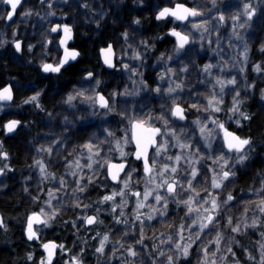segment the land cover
I'll return each mask as SVG.
<instances>
[{"label": "snow or ice", "instance_id": "1", "mask_svg": "<svg viewBox=\"0 0 264 264\" xmlns=\"http://www.w3.org/2000/svg\"><path fill=\"white\" fill-rule=\"evenodd\" d=\"M68 0H65L67 3ZM25 0H0V4L5 6L3 19L6 23L15 22L16 14L19 9L24 7ZM43 5L44 0H40ZM143 4L144 0H140ZM213 8L216 7V0H212ZM49 9L52 4L49 2ZM81 7H88L82 4ZM257 13V7L250 2H243L237 6V10L230 16L233 21V32L237 40H244V37L236 31L237 28L247 29L251 27V21ZM33 12L31 8H26L20 12L21 17H30ZM39 15V13H36ZM47 16H54L55 12L48 11ZM202 15V12L195 6L189 7L185 3L177 2L175 5L168 4L160 7L155 14L157 21H167L172 19L174 24L169 29L168 35L175 38V45L173 53L169 54L168 59H173L174 55H179L185 46L190 44L191 33L184 30H177L180 25L175 22H186L189 18H197ZM245 17L243 22H240L241 17ZM219 21L223 23L226 20V15L220 12L218 15ZM43 19V17H42ZM141 23L138 17H134L131 25H139ZM207 20H201L199 23H192V28L196 30L207 31ZM9 26H11L9 24ZM62 33V34H61ZM54 34V35H53ZM13 37H16V30L13 29ZM125 42L129 38V31L126 29L121 33ZM43 37L42 55L47 56L51 53L50 45H56V62H48L41 60L40 70L45 74H59L68 65L70 61H76L81 55L79 51L70 48L68 42L73 39V26L68 23H55L49 29L41 33ZM57 37L58 42H57ZM6 43L0 40V46ZM41 43V42H38ZM145 48L149 47L147 40L140 42ZM17 53L24 51V41L14 39L12 42ZM36 45L27 44L29 53L33 52ZM63 50V55H60V50ZM100 54L103 59V65L113 71L117 70L119 62L115 57L114 45L109 43L106 47L100 48ZM259 51L264 53V42L260 44ZM249 47L247 42H244L243 51L240 56L246 63L248 60ZM164 53H161V58ZM133 58L140 60L141 53L133 52ZM212 64H205L203 71L211 75ZM123 70H129L130 65L122 64ZM188 66L185 64L180 71L186 72ZM241 73H244L245 68L241 67ZM252 70L256 73H264V63H255L252 65ZM132 73H136V69H131ZM171 73L175 75L172 68H168L165 74ZM163 80L164 76H158ZM86 81H94V85L90 84V89H79L67 95V99L63 101L65 104H71L76 97H84L85 100L91 102L93 107L97 105L104 109L105 113L116 112L115 97L126 96L129 94L138 95L139 92L128 93L113 91L110 97H106L98 89L102 84V80L97 78L94 71L86 70V75L83 77ZM202 82V81H201ZM143 89H148L146 82L141 81ZM218 85L220 94L212 91L205 95L206 104H201L199 101L189 104V109H195L197 112L206 113L207 116L201 119L198 116L192 121L199 132V141L203 142V148L199 146V141H196L193 136H189L188 129L183 127L178 122L186 121L188 109L178 103V96L174 95L178 89H182V83H175V87L170 82L167 89H161L157 86L151 91L159 95L162 91L171 99V106L168 109L172 118H175V126L173 121L165 115V104H161V112L154 116L153 110L143 115H129L126 110H121L117 113L119 115L120 123L123 124L127 120V127L124 128L125 135L121 138L114 139L108 148V153L118 152L120 162H114L110 155L103 153L102 145L109 144L106 138L99 143H93L92 139H88L85 143L79 145L81 152L78 153L75 159L64 158V166L67 175L74 178V187L70 193L71 206L73 209H82L84 215H76L75 219L71 221L72 227L79 232L80 227L89 226L95 227L97 224H103L104 221L100 219V213L105 211L111 215V220L116 225H125V230L121 233L112 244L111 254L107 251V245L111 238V230L104 233L97 232L93 237L94 241H98L95 247V254H97V264H111V260L116 257L117 252H121L123 259L121 264H137V258L140 259V264H191L193 255L197 258V264H227L226 255L230 254L232 264H241L237 257L234 246L241 247L242 251L247 254L249 260L254 261L255 256L237 239L242 232L248 234L250 230L255 231L258 228H264V166L258 170L254 179L259 178V188H250L248 191L252 192L257 197L256 201L251 199L243 201L245 204L244 213L240 217H235L226 213L227 210L237 203V196L234 191L229 188V184H233L237 177L239 168L237 166H247V162L252 155L257 152L254 147V140L251 135L242 136L236 131L230 130L228 122L234 121L237 127L241 126L242 121L251 123L254 119V114H250L243 110V106L248 99L249 91L255 92L258 85L255 81L246 83L243 88V93L238 85L236 77L231 79H223L217 77L215 85ZM233 86V95L231 99V106L227 107L229 113L227 120H221L215 114L224 111L221 105L224 104L223 93L226 86ZM91 90L92 95H86ZM204 95V94H201ZM41 91H36L33 95L27 97L22 101V104L35 103V107L43 111L42 105L39 103ZM259 99L264 102V87L259 88ZM14 100L13 86L8 84L0 88V111L8 106V102ZM95 114V113H93ZM52 114L49 113V116ZM155 120L162 121V127H158L153 122ZM64 121L68 122V118L64 117ZM26 121L19 118L8 119L2 126L0 131L5 133L18 132L19 129L26 125ZM211 124V127H209ZM179 129V131H177ZM65 131L68 129L65 128ZM107 137L114 138L115 133L108 128L104 129ZM222 134V139L220 138ZM95 135L94 133L92 134ZM216 142V147H213V142ZM56 140L51 141L55 144ZM51 144L48 146L41 145L36 149L38 153H47L49 156L53 152ZM129 145H134V150L126 151ZM264 147V143L259 145ZM170 148H176L178 151L173 155L169 153ZM193 148L195 150L193 151ZM203 149L208 151L205 153ZM84 150L87 151V163H81ZM75 151V146H74ZM73 153H69V157ZM163 157V159H161ZM0 158L7 160L8 153L0 151ZM210 161L211 163H207ZM142 165L141 175L140 167ZM37 166L39 168V183L37 194L32 196L33 202L38 203L41 200L39 192H43L44 188L41 186L46 181H57L56 173L48 171V165L43 160L33 159V164L29 167ZM87 168L89 173L86 175L87 183H84L85 174L83 170ZM11 171L8 164L0 166V175H4L5 171ZM97 177L103 178V182H98ZM203 178V183H201ZM26 180H31L32 177H26ZM113 182L112 191L106 192L97 198V201L85 204L81 201L80 196L85 195L90 187L94 184L99 187H105L108 180ZM135 179L136 187H133ZM143 188L141 190L140 185ZM58 187H50L46 193L47 199L43 204H39V211L32 210L26 216L24 225V235L28 241H40L39 247L42 248L44 255L41 256L39 264H57L56 258L63 260V264H84L83 254L85 248L80 249V253L73 255L71 250L66 249L65 244L57 243L56 241L43 239V229L51 227L55 222L58 214L63 210L64 201H59L58 204H53L57 200V194L69 188V181L64 175H60L58 179ZM28 192L27 187L24 188ZM79 194V195H78ZM119 197V202H117ZM130 198H134L133 200ZM90 199V197H89ZM170 203H174L176 208L184 214L179 216V223L175 219L169 221L167 219L169 213ZM94 204L97 205L95 213L92 215L86 214V210L91 208ZM133 204L130 213H126L125 209ZM259 215H253L251 218L247 216L249 211L248 206H253ZM147 209V211H144ZM161 218V227L171 229L167 233L161 232L159 236L154 235L153 244L148 249L146 241V229L150 224L147 222H154L156 218ZM79 222V224H78ZM65 224L68 222L65 221ZM131 224L132 227L127 226ZM6 227L3 218H0V228ZM138 229V238L136 232ZM226 230H230L232 235L227 236ZM215 233L211 239H205L206 236ZM260 240L256 241L259 245L260 259L258 264H264V231L259 232ZM131 239L129 243L128 240ZM158 241V243L156 242ZM210 245L214 246V250ZM140 246V250H137ZM147 249V251H145ZM126 253V255H125ZM222 253H224L222 255ZM67 255V259L64 256ZM28 261L33 260L32 252H28L26 256Z\"/></svg>", "mask_w": 264, "mask_h": 264}, {"label": "trees", "instance_id": "2", "mask_svg": "<svg viewBox=\"0 0 264 264\" xmlns=\"http://www.w3.org/2000/svg\"><path fill=\"white\" fill-rule=\"evenodd\" d=\"M26 3L24 6L29 3L32 7H34L35 11H42L43 5H41L40 0H25ZM57 3L54 7L56 10L55 15L53 18H51V24L57 23L59 21L67 20L72 22L75 26H80L79 23H81L88 29L87 34L88 36H93L94 38H91L87 41L81 42L79 37H77V49L81 53L80 59L74 63L73 65L68 66L67 68L62 70L61 77L58 78V76H42L37 69H34L30 66L29 60H27L23 54L22 57L18 58L14 55V53L10 50V44L13 42L14 38L9 37L6 43L3 46H0V88H2L4 85L11 83L16 87V91L18 89L23 88H31V87H38L41 91V97L39 99V103L43 107V111L35 107V103L33 104H24L22 105V114L23 121H26V125L23 128V134L24 132H31L30 134H24V138L22 139V144L28 147L30 145L34 148H37L35 145V139L33 138V134L35 132H39L35 129L34 120L31 119L33 117H42L43 114L46 116L48 113V104H49V97L53 93L54 90H64L69 89L70 87L74 85L84 83L83 76L86 74V70L94 71L99 79L102 80V85L98 89L99 91H104L107 97H110L111 91L110 86L111 84H118L119 87H122L126 82L128 83V78H131V80L136 76V73L133 74L132 71L126 70L128 73L122 76L121 74L115 70H108L104 68L98 57V52L96 48L100 47L101 45H104L111 41L113 45L117 48V52L119 48H122L124 45L120 46L125 42L124 38L122 37L121 33H123L126 29L129 31V38L127 42L124 44L127 48L133 49V51H138L141 53L142 57L144 59L148 58L151 59V63L158 61L161 57V53L166 54V51L169 50V48H172L173 45V39L169 37L168 31H169V20L167 21H157L155 19V14L158 11L160 7L166 6L168 4L174 5L173 3L180 2L185 3L189 6H195L197 7L203 14L201 18H198L196 20H193L194 23H199L201 20H207L209 23L215 24L216 19H218V15L220 12H223L226 15V20L224 22L227 23V27H223L225 24L224 22L222 24H219L218 29L215 31L214 29H211L210 31H206L205 34H202L199 38V46L200 51L201 50H209V41L211 40L215 41L216 43H220V37H222V34L229 33L230 39L229 42L226 44V51L231 53V56L229 59L231 60V66L233 70H231L234 74V76L238 80V85L240 88H242L246 83H252L253 81L257 82H263L264 84V73H256L252 70V65L255 63H264V53H261L259 51L260 44L264 42V1L263 2H256L251 3L257 7V13L254 16L253 20L251 21V27L247 29H240L237 28L236 31L240 33L242 37H244V40H237L235 36L232 35L233 29H230L228 24L231 20L230 17H228V14L231 13L230 11L237 6H233L236 4V1L239 0H216V7L213 8L212 0H144V3L141 4L140 0H111L110 3L104 2L102 4L103 9L106 10V14L101 17V19L98 18L97 21L88 20L91 18H95L94 16H91L86 12H82V8L76 6L78 0H68L67 3H65V0H55ZM103 1H101L102 3ZM231 2L233 5H231ZM241 4V3H240ZM239 4V5H240ZM25 8V7H24ZM5 6L0 4V16L3 15ZM78 10V11H76ZM112 15L111 17L108 16ZM87 14V15H86ZM92 14V13H90ZM39 16L36 13H33L32 16L27 17V20H23L25 24V29L27 30L26 37L31 36L32 32L33 34H36L38 38H41V33L43 31H37V18ZM134 17H138L141 21L139 25H131L130 22ZM88 18V19H87ZM242 19H245V17H241ZM97 19V18H96ZM23 23V22H22ZM21 22H14V27L16 26H23ZM40 24V22H38ZM5 25H9L8 23H5L3 19H0V38L1 37V31L2 28L5 27ZM33 25L35 26L33 28ZM29 27L32 30H29ZM76 28V27H75ZM85 28V29H86ZM91 28V30H90ZM220 29V31H218ZM227 29V30H225ZM77 30V28H76ZM202 32V30H199ZM23 32V31H22ZM21 32V33H22ZM86 33V32H85ZM197 34V33H196ZM2 40V39H0ZM141 40H147L149 47L145 48L140 42ZM208 40V45L205 43V41ZM124 41V42H123ZM228 41V40H227ZM247 42L249 47L248 52V60L245 63L243 61V58L240 56V52L243 51V45L244 42ZM42 43L41 41H38ZM41 43H38V45H41ZM229 43V44H228ZM37 44V42H36ZM204 44V45H202ZM232 45V46H231ZM216 49V44L213 46L214 50ZM41 52V51H40ZM182 55L179 57H175L174 59H171L169 64L170 66L174 67H167V68H175V71L177 73L182 74V83L185 82V88L187 90H195L196 92H200L204 95L202 97L205 98L206 93L210 94L213 90L218 92L219 86L216 85L215 88H213V85H215V79L219 76H223V79H227V76L229 75L228 68L224 70H219L215 67H213V71L216 74L215 78H209L207 81H205V85L202 83L204 82V79L202 78V75L199 73V66H203L202 61L203 58L198 56L199 49L198 46L193 43L192 45H188L187 48L181 51ZM38 54V53H37ZM213 54V53H212ZM141 57V58H142ZM212 58V56H208ZM142 58V59H143ZM197 58H199L197 60ZM217 58V57H216ZM39 60L38 58H36ZM205 59V58H204ZM52 60H56V56H53ZM137 61V59H136ZM139 62L143 63V60H138ZM188 66V70L186 72L180 71V69L184 65ZM220 64V63H219ZM218 64V65H219ZM120 65V64H119ZM221 66V65H220ZM142 66H140L141 68ZM244 67L245 71L244 73L240 72V68ZM132 68V67H131ZM166 68V70H167ZM226 70V71H225ZM60 76V75H59ZM172 78H175V83H179L181 81V76H172ZM157 85L161 86L164 89L165 82L162 80L156 79ZM202 81V82H201ZM122 82V83H121ZM169 82H172L170 79ZM89 83V81H88ZM131 83V82H130ZM148 83V82H147ZM107 86V88H104V86ZM109 85V86H108ZM140 85H138L139 87ZM151 87V84L148 85ZM264 86V85H263ZM26 87V88H25ZM136 87V86H135ZM232 87L231 85L226 86ZM262 87V86H261ZM123 88V87H122ZM116 89V87L114 88ZM244 89V88H242ZM243 91V90H242ZM137 92V91H136ZM138 95L131 94L127 99H121L117 100L116 102V112L111 113L108 115L110 119H116L117 122L115 124L117 125V128H115L114 133L118 138H121V134L117 132L119 127H121L123 130L126 128L127 120L123 122V124L120 123V117L117 115V113L121 110H126L129 115H143L149 111V109L152 107L151 105H147L146 103L149 102L151 104H156L159 101L163 103L162 99L165 97V93L161 92L162 97H158V95L153 92L149 91L148 93H143L141 91H138ZM145 92V91H144ZM132 93H135L132 92ZM229 96L231 97V92H229ZM229 98L227 96L224 97V108H225V114L223 116H218L221 120H227V117L229 113L227 112V107H230L229 104ZM182 105L188 109V103L186 101L181 102ZM201 104H205V101L200 100ZM165 115L169 118L170 121H173V126H175L176 122L175 119L170 116V111L168 109L171 106V102L165 103ZM146 106V107H145ZM16 107V102H13L12 108L14 109ZM94 108L95 107H91ZM143 108V109H142ZM155 108V106L152 108V110ZM142 111H141V110ZM243 110L246 112H249L250 114H254V119L251 123L248 121H242L241 126L237 127L234 121L228 122V125L230 127V130L236 131L239 135L242 136H248L251 135L254 140V147L257 148V152L254 153L251 157V159L247 162V166H237L239 168V171L237 173V177L234 179L232 184V190L234 191L235 195L237 196V199H244L249 200L253 198V195L248 190L250 188H258L260 186L259 178L254 179L256 176V173L259 169H261L262 166H264V147H259L262 143H264V104L259 99V91L254 94L251 99L248 98L243 106ZM82 112H85L83 115L85 121H91L85 125V128L82 124L77 129H74L71 127V123L65 121H61L60 123V129L62 130L63 136L66 139V148H69V151L72 152L73 155L80 151L79 148L80 143L82 144V140L85 139L86 135L95 134L96 130H101L103 124H100L99 121L91 117H96V115L89 114V110H87L83 104H82ZM96 112V111H94ZM93 112V113H94ZM203 112H199L197 114H193L192 111L188 109L187 113V119L185 122L181 123L182 126H184L187 121L189 120H195L198 116H203ZM76 115L75 112H69V116ZM217 116V114H215ZM82 116V115H81ZM69 118V117H67ZM206 118V117H205ZM41 119V118H40ZM104 120H109L104 118ZM96 121V122H95ZM156 126L162 127V121H153ZM0 126H2L0 122ZM67 128L68 130L65 131L64 129ZM96 128V129H95ZM186 128V127H185ZM179 129H177L178 131ZM76 132L79 133L78 136H76ZM82 132L85 134L82 139ZM189 136L194 135V139L196 141H199L198 133L195 131H189L187 133ZM30 135V136H29ZM35 135V134H34ZM96 135V134H95ZM93 136L94 139H99ZM73 138H75V142H77V146H71V143H74ZM112 141L110 137L103 136L102 139L96 140V143H99V141H103L105 139ZM44 141V140H42ZM41 142V141H40ZM65 142V140H64ZM76 145V144H75ZM107 144L102 145V147H105ZM0 146L5 149L9 155V166L12 169L10 176L6 177L2 180H0V213L2 215L4 224L6 227L0 228V264H39V261L41 259V256L44 255L42 252V249L39 247L40 241L36 242H29L25 238L24 235V225L26 216L30 214L32 210L39 211V203L25 200L21 196V192H18L17 186L22 180V182L25 180L26 177L31 176L32 179L30 180V184H34L33 180L36 181V176L34 174H30L29 171V165L30 161H26L25 163L21 162V151L18 144V140L16 138H11L8 136H5V134L0 131ZM199 146L203 148V142L199 141ZM216 143H213V147H216ZM23 148V147H22ZM62 148H58L57 154L52 153L51 156H45L44 162L45 164L49 165V162L52 160L57 161L58 159H62L61 157H67L68 159H72L73 156L69 157V153H62L66 151H61ZM194 149V148H193ZM126 151L133 150L132 146L129 145L128 148L125 149ZM206 150V149H205ZM204 150V151H205ZM208 150L205 151V153ZM25 153V152H24ZM173 153V151H172ZM21 154V156H19ZM120 158V157H118ZM63 160V159H62ZM207 163H211L208 161ZM28 165V168H27ZM201 183H203V178H201ZM37 183V181H36ZM107 188L105 190H101L98 188H95L93 185L90 187L87 191V193L84 195L85 197H90V201H97V198L99 196H102L106 192H108L109 187H112V184L108 181L106 182ZM35 187V186H34ZM36 190V188H35ZM21 193V194H20ZM82 201V200H81ZM65 206L63 204L62 211L58 214V217L56 218L55 222L52 224L51 227L45 228L43 230V239L45 241L52 240L56 241L57 243H63L66 246V249L70 248L73 254L80 253V249L82 246L85 248V253L83 254L84 258V264H94L93 256L95 254V244L92 240V236L87 234L88 229H82L80 227L79 232H77L76 228L72 227L71 221L75 219L76 215H83L82 212H80L78 209H73L71 206V198L64 199ZM249 211L247 212V216L251 218L254 214L259 215L258 211L255 210L254 207L248 206ZM245 204H239L238 208L233 210L234 215L236 217H240L244 213ZM176 206H174V213L172 215L177 216L176 219H178L179 216H182L184 213L177 209ZM90 213V212H89ZM92 213V212H91ZM233 215V216H234ZM67 221L68 223L65 224L64 222ZM79 224V222H78ZM104 224H109L110 222L104 221ZM97 226V225H96ZM95 226V227H96ZM93 228V227H92ZM261 229V228H260ZM259 229L258 232L261 230ZM264 230V229H262ZM245 234L242 232L239 234L237 239L240 241V243L243 245V247L247 248L251 253L255 252V248L252 247V242L248 240ZM239 248V249H238ZM235 251L237 253V257L241 258V247L236 246ZM28 252H32L33 254V260L28 261L26 256ZM57 264H63V260H61L59 257L56 258ZM111 264H118L116 261H112ZM192 264V263H191Z\"/></svg>", "mask_w": 264, "mask_h": 264}, {"label": "rangeland", "instance_id": "3", "mask_svg": "<svg viewBox=\"0 0 264 264\" xmlns=\"http://www.w3.org/2000/svg\"><path fill=\"white\" fill-rule=\"evenodd\" d=\"M263 1L264 0H251L250 2L251 3H256V2H260L261 3ZM49 2L52 4V8L51 9H49V7H48ZM243 2H249V0H243ZM25 3H26V1H25ZM56 3L57 2L55 0H45L44 3H43V9H42V11H35L34 10V7H32L31 4L27 3L24 6L25 8L22 7L23 8L22 12L26 8H31V10H32L33 13H39V15H38L39 17L37 18L38 20L36 21L37 22L36 29H37V31H43L44 32L46 29H49L52 26L50 20H51V18H53V16H47L46 13L48 11L56 12V10L54 9ZM240 3H241V0L236 1V4L235 5H233V3L231 2V5L237 6ZM88 4H89L88 7H86L87 13L89 15L95 17V18H91V19H88L87 18L88 20L97 21L98 18L101 19V17L106 14L105 13L106 10L103 9L102 4L101 3L99 4L96 0H91V1H89ZM173 4L175 5V3H173ZM191 7H193V6H191ZM236 10H237V7L234 8V9H232L230 11L231 13L228 14V17H230L232 14H234L236 12ZM90 13H92V14H90ZM108 16L111 17L112 15H109V13H108ZM202 16H203V14H202ZM16 17H18V19H17L16 22H18V21L21 22V23L23 22L22 23L23 24V26H22V31L23 32L22 33L19 32V33L23 37L27 38V43H31V44L34 45L35 44V41L33 43L31 42V36L32 35H35V34H33V32H32L31 36L26 37V33L25 32L27 30L25 29V24H24V21L23 20L28 21L27 18L21 17L20 14L19 15L16 14ZM42 17H43V19H42ZM168 20H169V29H170L171 27L174 26V24L172 22V19H168ZM193 20H196V19H189L188 21L183 22V25H181V22H178V21L175 22L176 25H180V27H178L177 30H184L186 32V34L188 32L191 33V41L192 42L190 44H188V45H192L193 43H195V45L198 46V49H199L198 56L200 58L201 57L203 58L202 61L205 60L203 62V64H205V63L206 64H212V65H214L215 68H217V69H219L221 71L224 70V69H226V68H228L229 71H226L227 69L225 70L229 74L227 76V79H231L232 77H235L234 74H233V72L231 71L233 69L230 68V66H231V60L229 59V57L231 56V53L230 52H227L226 51V48H225L227 42H229V39H230L229 38L230 37L229 33L222 34V37H220V40H219L220 43H216L213 40H211V42L209 41V50H206V51L205 50H201L200 51V48L201 47L199 46V43H200L199 42V38H200V36L202 34H205L206 31L200 32L199 30L193 29L192 28V23H194ZM243 20L244 19L241 18L240 22H243ZM38 22H40V24ZM216 22L217 23L212 24V23H209V21H208V25H207V29L208 30L207 31H210L211 29H214L216 31L218 29L219 24H222L217 19H216ZM13 23L14 22H8V24H10L11 26L5 25V27L2 28V31H1V37L2 38H0V39H2V40H8L9 37L14 38L13 35H12L13 29H15ZM224 23L225 24L223 25V27H227V23L226 22H224ZM232 25H233V21L230 20L229 21V24H228V26H229L230 29H233L232 28ZM34 27L35 26L33 25V28ZM29 30H32V29L29 27ZM225 30H227V29H225ZM218 31H220V29ZM124 43L120 45V46H122V45H124V46L122 48H119L118 52H117V48H116V61L119 62V64L121 65L120 67H118V69L116 71L119 73V75L121 74L122 76H124V75L127 74V77H128V73L126 72V70H123L122 69V64L123 63H127V64L130 65V70L133 69V68L136 69V76L132 80H131V78H128L129 82L128 83L126 82L122 86L123 88L118 86L119 83H117V84L116 83L115 84H111V86H110L111 93L113 91H117V92H125V91H127L128 93H132L134 91L135 92L136 91H141V92H143V93L146 94L149 91H151V89L159 86V85L156 84L157 83L156 79H159L158 76H160V75H163L164 76V79L162 80L163 82H165L164 83L165 84L164 89H167L169 87V84H170L169 80L170 79L172 80V86L175 87V78L173 79L172 76H178V75H180L181 76V81L179 83H182V74L181 73L180 74L177 73L175 71V68H172L175 71V75H173L171 73L165 74L167 67H174V66H170L171 63L169 64L170 60L168 59L169 54H172L173 53L174 46L172 48H169V50L166 51V54L162 58L160 57L158 61H156V62H154L152 64L151 63V59H148V58L144 59L142 57V55H141V57L143 59L141 58L140 60H143V63L142 62H139L138 60L136 61V59L133 58V52H134L133 49L127 48ZM206 43L208 45V40H206L204 44H206ZM204 44H202V45H204ZM215 44H216V49L212 50L213 49V46ZM173 45H175V43H173ZM187 46L185 48H187ZM37 52H38V54H37ZM41 53L42 52H40V50L35 51V53H34V51L31 52V53H29L27 51L26 54L29 55V56L28 57L26 56V57L30 61H33L34 58H38L39 59L38 65H40L41 60H44V59H46L49 56V55L43 56ZM181 55H182V53H180L178 56L180 57ZM210 55L212 56V58L208 59L209 58L208 56H210ZM178 56L173 54V59L175 57H178ZM198 59L199 58H197V60ZM140 66H142V67L140 68ZM203 66H199V69L198 70H199V73L202 75V78L204 79V82H202V83L205 85L206 84L205 81H207L209 78H215L216 77V74L214 73L213 68L211 69V75H209L208 73H205L203 71ZM219 77L220 78H223V76H219ZM159 80H161V79H159ZM83 81H84V83H82V81H80L81 84L74 85V86L70 87L69 89H65L64 91H57L55 93V96L54 97H49V100H50L49 102L50 103H49V111H48V114H47L48 119H46L47 121H46V123L44 125H41V126L38 125L36 127L39 132H35V135H33V138L35 139V145L37 146V148L40 147L41 145H44V146L50 145L51 144V141H53V139H54V140H56V143L55 144H51V147L53 148V150H57L58 148H62L61 151H66V152H62V153H69V152H67V151H69V148H66L65 147V145L67 144L66 143V139L64 138L63 133H62V131H60V128H59L60 127V123L62 121V120H60V118H62V117H69L68 118V122H70L72 124L71 127L74 128V129L79 128L80 126H82V124H83V126L85 128V125L87 123L91 122V121H85V119L83 117V115L85 114V112H82V104H83V106L87 110H89V112H88L89 114H93V112L96 111V112H94L95 114H93V115H96V117H91V118H94V119L97 118V120H101V121H99L100 124H103L104 123V126H102V129L101 130L98 129V130L95 131V134H96L95 137H97V135H99L98 136L99 139H94L93 136H90L92 134L89 133V135L87 134L86 137H85V139L82 140V144L85 143L90 138L92 139V142L93 143H96V140L102 139V137L104 135L107 136V133L104 132V129L105 128H108V129H110L113 132H114L115 128H117V125L115 124V122H117V120L116 119L113 120V119H110L108 117V115L111 114V113H107L106 114L105 113V110L99 108L98 105L95 107V109L94 108H91L92 107L91 102L85 100L84 97H76V99H74L71 102V104H65V103H63V101L67 99V95L69 93L75 94V92L77 90L82 89V88H84V89H90V84L91 85H94V83H95L94 81H91V82L88 83V81H86L84 79H83ZM141 81H144L146 83L148 82L147 85H150L151 84V87H149L148 89L141 90V89H143V85H142ZM177 82L178 81H176V83ZM256 84L258 85L256 91L254 93L251 92V91H249V93H248V98H250V99H251V97L254 94H256L259 91V88L261 86L264 87L263 86L264 85L263 82L257 81ZM138 85H140V86L138 87ZM184 85H185V82L183 81V83H182V89H178L177 92L174 94V95H176V96L179 97V99L177 100L178 103H181L182 101H186L188 103V105H187L188 106V109H189V104L196 103L197 101L200 102V100L205 101V104L207 103L206 99L204 97H202V95H201L202 93L196 92L195 90H191V89L187 90ZM115 87H116V89H114ZM159 87H161V89H163L162 88V85L159 86ZM104 88H107V86L105 85ZM242 88H240V90L243 93L244 89H242ZM232 89H233V86L232 87H228V88L226 87L224 93L222 94L223 95V98L225 96H227V98H229V101H230L229 104H228L229 106H231V99H232V95H233ZM19 90L22 91V92L19 91V94L21 93L19 95V98L21 100V103H22V101L24 99H26L27 97L33 95L36 91H42L38 87H33V89H22V88L20 89L19 88ZM101 92L106 96V94H105L104 91H101ZM229 92H231V97L229 96V94H230ZM217 93L220 94V90ZM92 94L93 93L91 92V90H89L86 93V95H92ZM130 95L131 94L126 95V96H119V95L116 96L115 97V106H116V103H117L116 101L117 100H120L121 101V99H127ZM206 95H208V93H206ZM158 97L161 98L162 97V94H159ZM162 101H163V104H165L166 102H171V99H169L168 96L165 94V97L162 99ZM146 104L148 106L149 105L152 106L150 109H152L155 106V108L153 109L154 116H157V115L160 114V112H161L160 105L162 104L160 101H159V103L157 102L156 104H151L149 102H147ZM181 105H182V103H181ZM221 107L224 108V105H221ZM189 110L192 111L193 114H196V112H197L195 109H189ZM224 110H225V108H224ZM75 111H76V115H74V117L73 116H69V112H75ZM0 112L1 113H5V114H9L11 111H10L9 108H4ZM49 113H51L52 115L49 116ZM198 113L199 112H197V114ZM223 114H225V111H222L220 113H217V116H221V115L223 116ZM105 116L109 120V122H107V120H104ZM206 116H207L206 113L203 114V116H201V119H204ZM197 117H198V115H197ZM155 121H159V120H155ZM192 121L193 120L187 121V123L183 127H186L188 129V132L193 130L196 133H198L197 135H198V138H199V132L196 129L195 125L192 124ZM183 122H185V121H183ZM183 122H181V123H183ZM65 123L68 124L67 122H65ZM209 127H211V124H209ZM119 128L120 129H118L117 132L119 134H121V136L123 137L125 135V132H124V130L121 127H119ZM30 133L31 132H29V133L28 132H24V134H30ZM30 135H32V134H30ZM78 135H79V133L76 132V136H78ZM84 135L85 134L82 132V139H83V136ZM23 138H24V136L18 138V144H19L20 151H21V154H22V157L20 158L21 159V162L22 163H25L26 161L29 160L30 161V165H32L34 158L35 159H38V160H43L44 161L45 156H48V154L47 153H38L36 151L37 148H34L33 149V146L32 145H30V147H28V146L25 147V145L22 144V139ZM220 138L222 139V134H221V137ZM110 139H112V141H113L114 139H118V136L115 135L114 138H111L110 137ZM42 140H44V141H42ZM64 140H65V142H64ZM73 140H74V143L72 142L71 143V146H77L78 145L77 142L79 140L76 141V142H75V138H73ZM112 141H110V144H107L105 147H102V151H103V153L110 155L114 162H120V158H118V157H120L118 152L108 153V148L110 146H112V144H111ZM80 145H81V143H80ZM194 150H195V148L193 149V151ZM204 150L205 149H203V151ZM172 151H173V153H172ZM177 151H178V149H176V148H170L169 149V153L170 154H173V155ZM80 152H81V150L80 151H77L73 155V158L72 159H75L76 155L78 153H80ZM52 153L57 154L58 151H53ZM21 154L19 156H21ZM52 155L53 154H51V156ZM87 155H88L87 151L84 150L83 157L81 158V163H87V160H86ZM61 158L63 160L62 159H58L57 161L52 160L51 162H49L48 171L49 172L56 173V175H57V181H53V182L46 181L43 185H41L44 188V191L43 192H39V195L41 197V200L38 202L39 204H43V201L45 199H47L46 193H47V191H48V189L50 187H54V186L55 187H58L59 186L58 185V179H59V176L60 175H64L65 176V178L69 181L70 186H69V188L67 190L62 191V192H60V193L57 194V200H54L53 201V204H58L59 201H61V200L64 201L65 198L66 199H69V200L71 198L70 197V193L72 192V188L75 186L74 185V178L71 177L70 175H67V173H66V169H65V166H64V158H65V155H64V157H61ZM161 159H163V157H161ZM27 168H28V165H27ZM29 171H30V174H34L36 176L35 179H36L37 183H36L35 180H33V183L34 184L31 185L29 183L30 180H26L25 179L23 182H22V180H20V182H19V184L17 186V189L19 190L18 192H21L22 193V194L21 193L20 194H21V196H22L23 199L33 201L32 200V196L36 195L37 194V191H38V183H39V179H40V177H39V168L37 166L29 167ZM83 172L85 174V179H84L83 182L84 183H87L86 175L89 173V170L87 168H85L83 170ZM140 172H141V175H143L142 168H140ZM29 177H31V176H29ZM97 181L102 183L103 182V178L97 177ZM94 186H95V188H98L95 184H94ZM106 186H107V184H106ZM25 187H27L29 189L28 192H25L24 191V188ZM105 187H99L98 189L105 190L107 188V187L106 188ZM133 187H136V185H135V179L133 181ZM35 188H36V190H35ZM140 188L142 190V188H143L142 184L140 185ZM229 188L230 189L232 188V184H229ZM258 188H259V186H258ZM111 191H112V187H109L108 193H110ZM251 194L253 195L252 192H251ZM80 199L85 204L92 203L90 201L89 197L87 198L84 195H81L80 196ZM130 199H132L133 200V203H134V198H130ZM251 200L256 201L257 200V197L255 195H253V198ZM243 201H245V200L242 199V198L237 199L236 205H234L231 208L230 211L226 209L225 210L226 213L229 214V215H234V211L233 210L237 209L239 204L240 205L243 204ZM117 202H119V197H117ZM64 206H65V203H64ZM99 206L105 208V211H103V212L100 213V219H102L103 221H106L107 220V222H110V225L103 223V224H97V226L96 227H93V228L90 226V227L87 228L88 229L87 234L91 235L92 236V240H93V237L96 236V233L97 232L104 233L105 231H108L110 229L111 230V238H110V241H109V243L107 245V251H108L109 254H111L112 244H113V242L117 238L120 237L121 233L125 230V225H122V224L121 225H116L111 220V215L107 212L106 206H104V205H99ZM132 206H133V204H130L129 207L125 209V212L126 213H130ZM174 206H176L174 203H170V207H169V210H168L170 214L168 215L167 219L169 221H172L173 219H175V222L178 224L180 222L179 219H176L177 216L172 215V214H175L173 212L174 211ZM96 207H97V205L94 204L91 208H89V209L86 210V214H88V215L94 214L95 213V210H96ZM251 207H254V205L251 206ZM78 210L80 212H82V213L84 212L82 209H78ZM144 211H147V209H145ZM84 214H85V212L83 213V215ZM234 216L236 217V215H234ZM146 224H150V226L147 227V229H146V241H145V243L148 246V249L151 248V246H152V244L154 242L153 239H151V237H153V235H154L153 229L156 230L155 231V235L156 236H159L161 232L167 233L168 231H171V229H168L166 226L165 227H161V218H159V217H157L154 222H147L146 221ZM127 227L128 228H131L132 225L129 224ZM82 229H86V228L85 227H82ZM259 229L260 228H258L255 231L250 230L248 232V234H245L244 235V236H246L248 238V240L250 242H252V247L253 248L256 247L255 252L252 253L255 256V260L254 261L249 260L248 257H247V254H245L243 251H241V256L242 257L239 258L241 264H258L259 259H260V251H259V245L256 244V241L257 240H260V236H259V232H258ZM262 229H264V228H261L260 230L261 231H264ZM214 235H215V233L213 232L211 235L206 236L205 239L206 240L207 239H211L212 236H214ZM229 235H232L230 233V230H226V238ZM136 236L138 238V229H137V232H136ZM128 242L129 243L131 242V239L130 238H129ZM156 242L158 243V241H156ZM94 244H95V247H96L98 245V241H94ZM82 247L84 248V246H82ZM209 247H212L213 250H214V246L213 245H210ZM235 247L236 246H234V248ZM68 250H71V249L69 248ZM137 250L138 251L140 250V246H137ZM145 251H147V249H145ZM223 254L224 253H222V255ZM73 255H76V254H73ZM125 255H126V253H125ZM67 258H68L67 255H65L64 256V259H67ZM93 258H94V260H93L94 264H97V254H94ZM122 259H123V257L121 255V252H117L116 257L113 258L111 260V262L112 261H116L118 264H121V260ZM140 259H146V257H143L142 256V257L137 258V264H140ZM232 259L233 258L230 256V254L226 255L227 264H232ZM191 263L192 264H197V258H196L195 255H193L192 260H191ZM149 264H150V262H149Z\"/></svg>", "mask_w": 264, "mask_h": 264}, {"label": "flooded vegetation", "instance_id": "4", "mask_svg": "<svg viewBox=\"0 0 264 264\" xmlns=\"http://www.w3.org/2000/svg\"><path fill=\"white\" fill-rule=\"evenodd\" d=\"M45 1V0H44ZM89 1H91V0H78L77 1V5L76 6H78V7H80V8H82V12L84 11V12H86V8L85 7H81V5L82 4H87V5H89L88 3H89ZM99 4L101 3V1H103L101 4H103L104 2H106L107 4L108 3H110L111 4V0H96ZM22 10H23V8H20L19 9V11H18V13H17V15H19L20 14V12H22ZM76 11H78V10H76ZM17 19H18V17H15V23H16V21H17ZM169 19H171V18H169ZM57 23H68V24H70L71 26H73V39L72 40H70L69 42H68V44H69V46H70V48H74V49H76L77 51H79L78 49H77V46H76V44H77V37H79V39H80V41L81 42H83V41H87V40H89V39H91V38H94L93 36H88V34H87V31H88V29L82 24V21H81V23H79V25L80 26H75L74 24H73V21L72 22H70V21H67V20H63V21H59V22H57ZM14 24V23H13ZM12 24V25H13ZM52 24H55V23H52ZM18 27V28H17ZM77 28V30H76V28ZM86 28V29H85ZM15 29L17 30L16 32H17V35H16V37H14V39H20V40H22V41H24V51L22 52V53H17L16 51H15V49H14V47L12 46V42H11V44H10V50L14 53V55L15 56H17L18 58H20V57H22L23 56V54H25L24 55V57L28 60V56L29 55H27L26 53H27V38H25V37H23L19 32H22V26L20 25V26H16L15 27ZM90 30H91V28H90ZM86 32V33H85ZM169 32V31H168ZM62 34V33H61ZM54 35V34H53ZM170 37V36H169ZM170 38H172L173 39V43H175V40H174V38L173 37H170ZM58 37H57V42H58ZM95 39V38H94ZM42 40V42H43V37L41 36V38H38L37 36H36V34L35 35H32L31 36V42L33 43L34 41H35V44L34 45H36V47H35V49H34V53H35V51H38V50H40L41 52H42V43H41V45H38V41H41ZM36 42H37V44H36ZM109 43H112L111 41H109L108 43H106V44H104V45H101L100 47H98V48H96V50H97V52H98V57H99V61H100V63H101V65L104 67V68H106V69H108L105 65H103V63H102V61H101V58H100V48H102V47H106ZM113 44V43H112ZM50 47L52 48V51H51V53L49 54V56L46 58V59H44V60H47L48 62H56V60H52V58H53V56H56V45H50ZM114 50H115V60H116V47L114 46ZM62 52H63V50L61 49L60 50V55H62ZM38 53V52H37ZM37 55V54H36ZM27 56V57H26ZM34 56V55H33ZM80 57H81V55L77 58V60L76 61H74V62H72L71 64H69V65H67V66H65L64 67V69L65 68H67L68 66H70V65H73L74 63H76L79 59H80ZM30 61V60H29ZM38 61L39 60H37L36 58H34V60L30 63V66L31 67H33L34 69H37L38 70V72L42 75V76H49V75H52V76H58V78H60L61 77V73H59V74H45V73H43L41 70H40V65H38ZM63 70V69H62ZM108 70H112V69H108ZM60 75V76H59ZM86 74H84V76H85ZM83 76V77H84ZM8 84H10V85H12L13 86V91H14V100L11 102V103H9L8 104V106H6V107H4V108H9L10 109V111L12 112H10L9 114H5V113H1L0 112V122H1V124L3 125V123H5L8 119H12V118H19V119H21L22 121H23V117L21 116V112H22V105H24V104H22L21 103V100H20V98H19V95L21 94H19V91H21V90H19L18 89V91H16V87L13 85V84H11V83H8ZM7 85V84H6ZM5 86V85H4ZM3 86V87H4ZM23 89V88H22ZM27 89H33V87H31V88H27ZM65 90V89H64ZM64 90H54L53 91V93L51 94V96L50 97H54L55 96V93L57 92V91H64ZM22 92V91H21ZM13 102H16V107L13 109L12 108V104H13ZM50 103V102H49ZM48 106V110H49V104L47 105ZM48 114V113H47ZM47 114H46V116L43 114V116L42 117H33V118H31V119H33L34 120V124H36L35 125V129L36 130H38L36 127L38 126V125H44L45 123H46V119H48V116H47ZM60 120H64V117H62V118H60ZM25 126H23V127H21L20 129H19V131L18 132H14V133H5V132H3L4 134H5V136H8V137H11V138H16L17 140H18V138L19 137H22L23 136V128H24ZM60 131H62L61 129H60ZM35 134V133H34ZM33 134V135H34ZM54 140V139H53ZM132 146V148H133V150H134V147H133V145H131ZM0 151H3V152H6L7 153V151L5 150V149H3L1 146H0ZM4 164H8L9 165V155H8V158H7V160H4L3 158H0V166H2V165H4ZM10 167V166H9ZM140 168H142V165H141V167ZM11 169V168H10ZM12 170V169H11ZM10 173H11V171H8V170H6L5 171V174L4 175H0V180H2V179H4V178H6V177H9L10 176ZM108 182H109V180H108ZM110 183V182H109ZM112 184V183H111ZM1 214V213H0ZM2 216V215H1Z\"/></svg>", "mask_w": 264, "mask_h": 264}, {"label": "water", "instance_id": "5", "mask_svg": "<svg viewBox=\"0 0 264 264\" xmlns=\"http://www.w3.org/2000/svg\"><path fill=\"white\" fill-rule=\"evenodd\" d=\"M173 6H174V5H173ZM187 6H189V5H187ZM163 7H164V6H163ZM189 7H191V6H189ZM201 16H202V15H201ZM201 16H200V17H201ZM200 17H197V18H200ZM197 18H191V17H190L189 19H197ZM169 36H170V35H169ZM170 37H171V36H170ZM173 38H174V37H173ZM174 40H175V38H174ZM186 46H187V45H186ZM186 46H185V47H186ZM62 55H63V52H62ZM100 58H101V61H102V63H103V59H102V57H101V54H100ZM114 59H115V57H114ZM72 62H74V61H70L69 64H71ZM69 64H68V65H69ZM65 66H67V65H65ZM7 85H8V84H7ZM5 86H6V85H5ZM2 88H3V87H2ZM13 93H14V91H13ZM11 102H12V101H11ZM11 102H8V104L11 103ZM263 103H264V102H263ZM174 119H175V118H174ZM133 147H134V145H133ZM117 163H118V162H117ZM109 182L113 184V182H112L110 179H109ZM91 215H92V214H91ZM0 218H2L1 214H0ZM89 227H90V226H89ZM25 238H26V236H25ZM26 239H27V238H26ZM27 241H28V240H27ZM29 242H32V241H29Z\"/></svg>", "mask_w": 264, "mask_h": 264}]
</instances>
